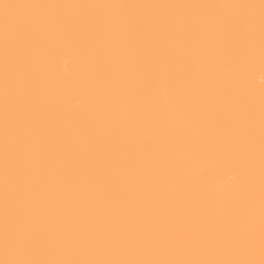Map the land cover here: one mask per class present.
<instances>
[{"label": "bare ground", "instance_id": "6f19581e", "mask_svg": "<svg viewBox=\"0 0 264 264\" xmlns=\"http://www.w3.org/2000/svg\"><path fill=\"white\" fill-rule=\"evenodd\" d=\"M0 264H264V0H0Z\"/></svg>", "mask_w": 264, "mask_h": 264}]
</instances>
